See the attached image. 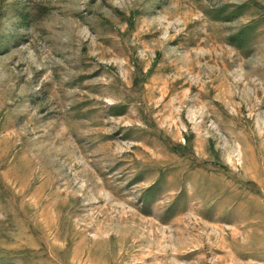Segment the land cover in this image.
Wrapping results in <instances>:
<instances>
[{
	"label": "rangeland",
	"instance_id": "obj_1",
	"mask_svg": "<svg viewBox=\"0 0 264 264\" xmlns=\"http://www.w3.org/2000/svg\"><path fill=\"white\" fill-rule=\"evenodd\" d=\"M0 264H264V0H0Z\"/></svg>",
	"mask_w": 264,
	"mask_h": 264
},
{
	"label": "bare ground",
	"instance_id": "obj_2",
	"mask_svg": "<svg viewBox=\"0 0 264 264\" xmlns=\"http://www.w3.org/2000/svg\"><path fill=\"white\" fill-rule=\"evenodd\" d=\"M3 175H4L3 178H5L6 180H10V179L13 180L12 176H14V174L11 175V173H9V171H8V172H5ZM6 183H7V185H8V182H6ZM19 185H20V184H19ZM19 185H18V186H19ZM21 187H22V186H21ZM44 212H45V211H44ZM46 212H47V211H46ZM36 214H37V213H36ZM45 214H46V213H45ZM42 215H43V214H42ZM47 215H48V214H47ZM48 216H50V215H48ZM50 218H51V217H50ZM46 228H50V224L47 223V224H46ZM46 228H45V229H46ZM89 261H90V260H89ZM89 261H88V262H89ZM90 262H91V261H90Z\"/></svg>",
	"mask_w": 264,
	"mask_h": 264
}]
</instances>
